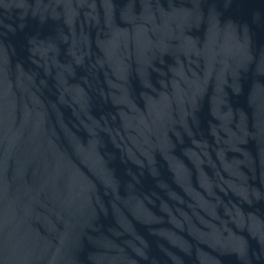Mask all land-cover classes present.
<instances>
[{"label":"water","instance_id":"95a60500","mask_svg":"<svg viewBox=\"0 0 264 264\" xmlns=\"http://www.w3.org/2000/svg\"><path fill=\"white\" fill-rule=\"evenodd\" d=\"M0 264H264V0H0Z\"/></svg>","mask_w":264,"mask_h":264}]
</instances>
